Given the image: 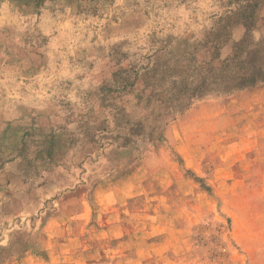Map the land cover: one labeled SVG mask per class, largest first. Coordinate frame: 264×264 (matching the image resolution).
I'll use <instances>...</instances> for the list:
<instances>
[{"label":"rangeland","instance_id":"rangeland-1","mask_svg":"<svg viewBox=\"0 0 264 264\" xmlns=\"http://www.w3.org/2000/svg\"><path fill=\"white\" fill-rule=\"evenodd\" d=\"M249 4L0 0V264H264V83L188 90Z\"/></svg>","mask_w":264,"mask_h":264},{"label":"trees","instance_id":"trees-1","mask_svg":"<svg viewBox=\"0 0 264 264\" xmlns=\"http://www.w3.org/2000/svg\"><path fill=\"white\" fill-rule=\"evenodd\" d=\"M251 1L253 4H249L243 10L237 8L229 11L230 14L219 22L214 37L208 41L211 45L207 50H213V53L211 61L206 64V75L191 83L188 89L189 98H203L210 94H230L264 83V41L254 42L251 37L259 0ZM232 17H235V20H230ZM232 24H241L245 29L244 36L233 43L232 53L229 56L220 59L216 48L231 39L228 31Z\"/></svg>","mask_w":264,"mask_h":264}]
</instances>
